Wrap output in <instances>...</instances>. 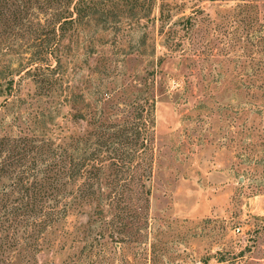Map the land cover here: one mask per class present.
<instances>
[{"label":"rangeland","instance_id":"obj_1","mask_svg":"<svg viewBox=\"0 0 264 264\" xmlns=\"http://www.w3.org/2000/svg\"><path fill=\"white\" fill-rule=\"evenodd\" d=\"M254 1L264 20V0ZM162 2L165 30L172 24L175 31L169 35L162 32ZM237 2L157 0L149 19H136L135 28L116 36L119 45L108 34L109 43L98 48L91 29L86 38L93 47L77 44L64 90L53 96L27 76H15L9 97L5 82L0 85V264H264V162L247 159V143L263 144L264 135L241 144L251 115L238 117L229 107L236 105L234 59L246 45L245 34L238 41L239 23L224 27L234 21L228 8ZM193 12L184 38L174 21ZM175 36L183 37L182 45L169 42ZM143 39L142 59L136 41ZM11 54L0 57V69L22 68L20 55ZM148 95L156 103H145ZM138 104L149 110L147 154L138 166L134 161L116 173L110 158L117 155H106L110 182L98 173L80 186L87 190L70 212L72 224L51 228L27 219L12 226L8 211L32 183L38 192L50 189L49 182L59 191L72 189L57 174L41 180L39 173L53 163L72 170L79 156L83 162L87 151L77 150V137L92 134L88 152L102 147L103 134L115 137L119 150L137 147L131 137ZM220 104L228 106L223 116ZM262 148L254 151L258 160ZM136 171L144 182L133 181Z\"/></svg>","mask_w":264,"mask_h":264},{"label":"trees","instance_id":"obj_2","mask_svg":"<svg viewBox=\"0 0 264 264\" xmlns=\"http://www.w3.org/2000/svg\"><path fill=\"white\" fill-rule=\"evenodd\" d=\"M156 1L0 0V57L16 53L20 55L18 59L19 65L22 67L18 69L12 68L9 64H3L0 69V85L2 86L5 82L6 96L9 97L13 94L15 76L17 75L21 78L27 76L35 84H38L39 88L50 91L52 96L54 92L61 89L64 90L61 82L66 75L69 55H74L76 46L81 41V43H88L90 47H93V39L86 38L91 29L94 28L96 31L98 48L109 43L104 39V36L108 34H113L114 41L119 45L120 42L116 39V36H122V33L127 31V28H135V25H132L136 19H149ZM239 1L235 6L228 8V11L232 12L231 16H233L234 21L232 23L227 22L224 27L227 29L229 23L231 26L233 23H239L238 26H241L237 27L239 29L237 30L239 32V42H241L243 35H246V45H240L243 50L242 54L236 55L234 59L238 67L234 73L232 72L234 85L236 84L234 91L236 105H229L238 117L242 114L251 115L250 118H247L250 125L245 130L248 136L240 140L241 144H245L244 141L248 137L264 135V20L260 18V11L254 0ZM166 8V4L162 2L160 12L162 32L169 35L175 31H173L172 24L165 30L167 23V19L164 20L167 15L165 14ZM251 10H255L256 13L251 12ZM195 16L196 13L193 12V14L174 21L176 25L179 24L177 29L184 31L182 34L184 38L188 35L186 30L193 28V18ZM167 17H169V14ZM121 36L119 39L122 38ZM23 39L25 42H23ZM175 39H177L176 45H182L183 41L176 36L169 42L173 43ZM238 41L235 40L237 45L239 44ZM138 42L137 40L136 46L138 44L139 48L142 47L139 54L143 59L145 55L143 47L146 40L143 39ZM23 48L24 50L20 51ZM155 49V41L153 40V54ZM140 90L142 91V88ZM101 93L104 99L108 100L110 98V94ZM29 95L33 96L34 94ZM245 97L246 100H243ZM150 100H152V104L156 103V96L150 97L148 95L145 98V103L150 102ZM227 108L226 104H220L219 114H227ZM137 109L138 113H140L138 114L139 122L135 125V130L131 137L132 144L137 147L132 148L129 153L119 150L115 147V143H119L114 140L115 137L103 134L102 142H100L102 147L94 148L92 152H88L90 150L89 135L92 134L77 137L79 141L76 146L77 150L87 151L84 153L87 157H85L83 162H81V156H79V162L73 165L72 170L70 169L71 171H67L63 166L59 167L61 164L59 166L55 163L51 166L45 164L48 168L43 173H39L41 174V180L49 177L55 178L57 174L63 177L62 180L58 179V182L63 186L71 183L72 189L59 191L56 185L49 182L50 189L39 190L40 192H38V183H32L26 190L25 198L16 202L14 207L8 211V216L12 217L9 219L14 222H12V226L29 220L36 223H46L51 228H55L60 222L72 224L69 215L74 214V212H70L75 210L76 201L84 196L87 190L83 191L80 186L84 188V185L88 184L86 183L87 180L94 179L99 175L98 173L102 174L103 179L110 182L111 171L110 174L106 173V171L104 172V164L108 160L106 155L112 153L117 155L110 158L113 161L115 166L113 169L116 173L125 172L124 169L126 167L127 169L133 167L134 161L138 162L141 157L144 158L147 154V147L144 148V145L147 141L149 110L145 114L146 107L141 104H138ZM241 132V129H239V133ZM247 144L251 146L249 147L251 149L247 151V159L256 160V162L259 161L260 163L264 162V157L258 160L254 153L257 146L264 147V143L249 142ZM108 152L110 153L107 154ZM118 157L119 159L128 158L130 160L120 162ZM138 164L139 162L136 165L138 166ZM48 171L54 174V177H51ZM130 175L133 177L134 182L135 180L143 181V176L138 175L137 171L135 176L133 173H130ZM67 179L71 181H67ZM111 203L114 204V200H111ZM117 209L122 212L127 208L120 207ZM35 214H39V217H34ZM5 219L8 220V217ZM85 226L83 225V227ZM51 244H54V242H51Z\"/></svg>","mask_w":264,"mask_h":264}]
</instances>
